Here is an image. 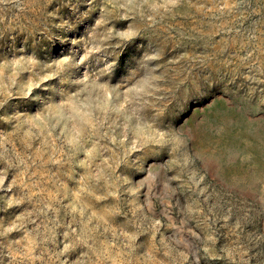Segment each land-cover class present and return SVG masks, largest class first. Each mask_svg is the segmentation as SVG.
Masks as SVG:
<instances>
[{"label": "rangeland", "instance_id": "obj_1", "mask_svg": "<svg viewBox=\"0 0 264 264\" xmlns=\"http://www.w3.org/2000/svg\"><path fill=\"white\" fill-rule=\"evenodd\" d=\"M0 264H264V0H0Z\"/></svg>", "mask_w": 264, "mask_h": 264}]
</instances>
